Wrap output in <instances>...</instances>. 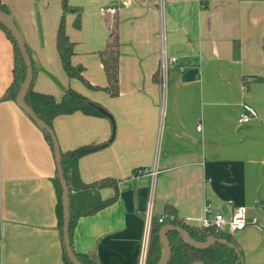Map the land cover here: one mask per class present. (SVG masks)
Returning a JSON list of instances; mask_svg holds the SVG:
<instances>
[{
  "label": "crops",
  "instance_id": "1",
  "mask_svg": "<svg viewBox=\"0 0 264 264\" xmlns=\"http://www.w3.org/2000/svg\"><path fill=\"white\" fill-rule=\"evenodd\" d=\"M2 1L30 48L34 89L60 99L71 87L109 113L78 111L53 121L62 150L100 147L80 159L85 182H118L117 190L101 191L104 199L117 194L111 205L78 219L74 249L97 264H137L150 202L153 220L170 206L197 226L208 205L226 218L245 206L250 221L232 235L244 264H264V0H132L114 16L100 8L119 0H68L82 22L78 28L76 13L66 16L72 60L97 88L62 65L56 44L62 0ZM114 21L121 51L116 96L104 88L100 56ZM162 56L196 69L195 78L171 66L164 93ZM14 57L0 26V264H66L54 151L18 102L4 98ZM245 106L257 117L242 123Z\"/></svg>",
  "mask_w": 264,
  "mask_h": 264
},
{
  "label": "trees",
  "instance_id": "2",
  "mask_svg": "<svg viewBox=\"0 0 264 264\" xmlns=\"http://www.w3.org/2000/svg\"><path fill=\"white\" fill-rule=\"evenodd\" d=\"M62 8L63 14L61 16L57 31L56 44L64 70L71 78H78L86 85L92 88H97L86 79L84 75L85 67L81 64H74L72 60L75 53L74 41L70 38V35L67 31L66 16L69 12H75L76 18L74 20V25L79 28L82 24L80 9L71 6L68 0H62ZM0 11L10 15L7 4L2 0H0ZM0 26L6 31L7 35L11 39L14 45L15 53L13 70L14 78L8 87L4 98L17 101L27 79V65L21 52L19 42L13 34L10 26L1 18ZM25 46L31 55L30 48L26 42ZM120 54L119 25L117 21H114L107 40L106 48L100 52L104 71L108 81V85L104 88L112 96H116L120 93ZM238 55L239 47L236 45L234 48V56L238 57ZM32 62L34 68V78L26 96V104L31 107L36 112L37 116L44 120L51 128L54 129L53 121L59 115L72 114L78 111L88 115H109L106 108L91 100L88 96L74 88L70 87L66 89L65 93L60 99H57L51 93L35 90L34 82L37 75V70L33 59ZM42 130L55 155L50 133L45 129ZM98 148L100 147L82 146L66 151L61 149L62 167L70 189L69 234L72 248L80 264L97 263L92 258L74 249V230L76 228L78 219L84 216L95 215L100 210L111 205L117 199V194L113 198L104 199L101 192L106 186H113L117 190L118 182L116 179L105 178L93 182H85L81 178L79 168L80 159L90 152L97 150ZM140 170L141 169H138L137 172L139 173ZM54 183L58 193L57 211L64 243V208L62 202L63 188L58 175V167L56 176L54 177ZM165 214L167 215V218L164 222H159L158 218H155L152 222L150 246L148 251V264H159L163 257L164 242L160 231L162 226L166 224H173L182 227L196 242L205 243L211 237H216L226 239L229 243L234 245V247H230L228 244L216 242L208 247L198 248L188 243L185 237L177 230L169 229L167 231V238L169 240L172 252L167 264H244L243 249L240 247L232 233L222 230L217 231L214 228H205L200 225L197 226L186 223L182 221V219H179L170 206L167 207ZM170 214H174V217L169 218ZM64 260L66 264H74L68 256L65 243Z\"/></svg>",
  "mask_w": 264,
  "mask_h": 264
},
{
  "label": "water",
  "instance_id": "3",
  "mask_svg": "<svg viewBox=\"0 0 264 264\" xmlns=\"http://www.w3.org/2000/svg\"><path fill=\"white\" fill-rule=\"evenodd\" d=\"M0 18L7 22V24L10 26L13 34L17 38L19 45H20V48H21V52L25 58V62L27 65V79H26V82L24 83L22 92L20 93V95L18 97V100H17L18 105L30 115V117L37 123V125L39 127L47 130L50 133L51 138H52V142H53V146H54V150H55V157L57 160L58 175H59L60 182H61V185L63 188L62 202H63V208H64V226H63L64 243H65V247H66V250H67V253H68L70 260L74 264H80L78 262L76 256H75L74 250L72 248L71 240H70V234H69L70 189H69L67 180L65 178V173H64L63 167H62L61 146L59 144L55 130L53 128H51L44 120L40 119L37 116L36 112L26 104V96H27L28 90L30 89V87L32 85L33 78H34V68H33L32 58H31V55L25 46L24 37H23L20 29L18 28V26L15 24L13 17L11 15H7L6 13L0 11ZM196 73H197L196 69H191V70L188 69L187 72L185 73L186 79L187 80L194 79ZM169 229L177 230L179 233H181L185 237V239L187 240L188 243H190L191 245L198 247V248H205V247H208V246H210L216 242L225 243V244H228L230 247H234V245L232 243H229L228 240L223 239V238H216V237H211L205 243L196 242L194 239H192V237L189 235V233L185 229H183L182 227L176 226L173 224H166V225L162 226L161 231H160L161 237H162L163 242H164V248L165 249H164V255H163L161 261L159 262V264H167V262L169 261L171 252H172L169 240L167 238V231Z\"/></svg>",
  "mask_w": 264,
  "mask_h": 264
},
{
  "label": "built area",
  "instance_id": "4",
  "mask_svg": "<svg viewBox=\"0 0 264 264\" xmlns=\"http://www.w3.org/2000/svg\"><path fill=\"white\" fill-rule=\"evenodd\" d=\"M132 4V0H119L115 4L107 7H101L100 12L106 13L109 15H116L120 9V7H127ZM171 66H177L182 74L185 75L187 72V67L179 61L177 57H167L162 56L161 64H160V80L162 83V88L165 93L166 85H167V75ZM257 117V113L249 106H245L244 110L239 115V121L242 123L249 122L251 119ZM198 129H201V125L198 126ZM142 171V170H140ZM207 215L200 219V226L205 228H214L217 231H227L234 232L236 230H241L246 227L249 223L250 219L248 216V211L245 206L236 207L234 213L231 218H226L222 213H214L211 205L206 207ZM213 214V215H211ZM174 214H170L169 218H173ZM167 218L166 214H163L159 217V222H164ZM152 202L148 206L146 210V224L144 228L143 237L140 243L139 257L137 264H148V251L150 246V236H151V228H152Z\"/></svg>",
  "mask_w": 264,
  "mask_h": 264
},
{
  "label": "rangeland",
  "instance_id": "5",
  "mask_svg": "<svg viewBox=\"0 0 264 264\" xmlns=\"http://www.w3.org/2000/svg\"><path fill=\"white\" fill-rule=\"evenodd\" d=\"M165 249V248H164ZM164 255V254H163Z\"/></svg>",
  "mask_w": 264,
  "mask_h": 264
}]
</instances>
